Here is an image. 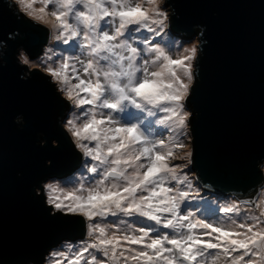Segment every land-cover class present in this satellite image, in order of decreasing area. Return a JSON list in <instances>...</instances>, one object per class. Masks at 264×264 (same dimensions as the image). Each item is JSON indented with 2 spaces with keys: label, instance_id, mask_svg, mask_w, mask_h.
<instances>
[{
  "label": "snow or ice",
  "instance_id": "6c2138e0",
  "mask_svg": "<svg viewBox=\"0 0 264 264\" xmlns=\"http://www.w3.org/2000/svg\"><path fill=\"white\" fill-rule=\"evenodd\" d=\"M16 2L50 26L56 46L71 50L58 66L42 63L80 110L65 122L85 157L80 179L70 180L74 190L63 195H56L64 191L59 182L43 191L56 212L83 218L88 239L79 248L52 251L47 264H264V200L244 201L243 210L237 203L218 208L225 221L198 217L191 210L193 184L172 163L174 147L153 138L157 122L187 126L184 102L197 56L193 47L173 59L160 43L132 35L164 33L168 14L161 0H147L148 7L132 0H40L39 8L37 0ZM19 62L30 64V53L20 51ZM158 111L163 120H144Z\"/></svg>",
  "mask_w": 264,
  "mask_h": 264
},
{
  "label": "water",
  "instance_id": "95a60500",
  "mask_svg": "<svg viewBox=\"0 0 264 264\" xmlns=\"http://www.w3.org/2000/svg\"><path fill=\"white\" fill-rule=\"evenodd\" d=\"M168 32L197 39L189 163L210 193L243 198L264 182V0H165ZM175 13V14H174ZM49 29L0 0V264H44L63 241L85 236L82 217L46 203L43 183L82 163L62 121L70 103L37 58ZM252 200V199H251Z\"/></svg>",
  "mask_w": 264,
  "mask_h": 264
},
{
  "label": "rangeland",
  "instance_id": "374dc122",
  "mask_svg": "<svg viewBox=\"0 0 264 264\" xmlns=\"http://www.w3.org/2000/svg\"><path fill=\"white\" fill-rule=\"evenodd\" d=\"M12 1L15 4V6L17 7V9L19 11H21L20 6L16 2V0H12ZM164 1L165 0H162L161 7L168 14L169 8L164 5ZM137 2H141L144 7H148L147 0H132L133 4H135ZM22 13L25 16H27L24 12H22ZM36 22H38V21H36ZM38 23H40V22H38ZM40 24L44 25L45 27H47L49 29L48 42L44 46L42 53L37 58L31 60V63L28 64L27 67L28 68H32V67L38 68L41 71H43L45 74H47L45 71L44 63H42V61L48 63L51 66H58L59 63L61 62V58L70 57L71 50L69 49L66 51L65 50L66 46H64V45L56 46L55 43L53 42V40L51 39V28H50V26L47 24H43V23H40ZM166 24L168 26V20H167ZM153 27H155V26H153ZM132 35L135 37H141V38L147 36V37H149V39H152L154 43L155 42L160 43L161 46L165 48V51L168 53V55L171 56L173 59H181L184 56H187L189 54L188 50H190L193 47L197 48V43H198L195 36H193L189 39H184L180 34L179 35L178 34L177 35L176 34L175 35L170 34L168 32L167 27L165 28L164 33L161 36H157V37H153V34L148 33L147 31H144V30H142L140 33H133ZM141 47H144V46L141 45ZM49 49H52V51L49 52ZM46 53L53 56L54 62L53 61H47ZM18 57H19V54H18ZM186 63H188V62L186 61ZM191 63L193 65L194 61H191ZM154 70H157V69H154ZM51 80H52V82H54L53 78H51ZM185 82H187V79L185 80ZM54 84H55V82H54ZM55 86H56L57 90L59 91L58 86L56 84H55ZM60 94L64 97V94L62 92H60ZM185 110L188 112V109L186 108V106H185ZM73 112L79 114L80 110L76 109L74 107V105L72 103H70V109L67 111V114L62 121L64 128H65L66 120L68 118H72ZM151 130L155 134L153 137L154 139L163 138L168 144L171 142L169 145L174 147L176 158H175V160L172 161V163L181 165L183 168V174H187L190 181L193 184L192 191L194 193V198L191 201V203L193 205L191 210L195 211L197 213L198 217H202V216H200V213H199V211L202 210L204 212L205 217L211 219L213 222L225 221L226 218L223 217L222 214H219L217 212L218 208H222V207H224L228 204H231V203H237L238 205H240L242 210L247 207V205H245L243 203L246 200H244L242 198H238V197L231 195V194L210 193L209 191L204 190L200 186V184L197 181L196 175L192 171L191 165L189 163L190 131H189V126H188V121H187V126L184 128H179V127L176 128L174 125H172V123H169L167 125L166 124L165 125H157V127H154L152 124ZM71 139H72V137H71ZM167 139H169V142L167 141ZM177 143L183 144L184 146L182 148H175V145ZM81 154H82V152H81ZM84 160H85V157L82 154V163L80 166L81 168L83 166ZM79 169L80 168H78L74 173H72L71 175H69L67 177H64L61 179H56V178L49 179L43 183V186L46 183L59 182L60 187H62L64 189V191H63V193L58 192V193H56V195H63V194H66L68 192H71L74 190V185H73V183H70L69 181L72 180L73 178H75L76 180L80 179V174H81L82 169L80 171H78ZM262 172L264 175V170ZM75 187H79V184H76ZM43 194L45 196V201L47 203V194L44 191H43ZM262 200H264V182H263V185L261 187H259L257 193L255 194V197L251 201H253L255 203H259ZM255 211L258 214L259 209H256ZM86 239H88V237L85 233V236L81 239L74 240V241H63L62 243L58 244L56 247H53L49 251V253H51L54 250L68 251V249L64 247L65 244L75 245L76 248H79V247H81V242L83 240H86ZM72 252L74 253L75 249H73ZM49 253L45 257V261H44L45 263L44 264H47V261L51 259V257L49 256ZM70 255H71V253H70Z\"/></svg>",
  "mask_w": 264,
  "mask_h": 264
},
{
  "label": "bare ground",
  "instance_id": "6f19581e",
  "mask_svg": "<svg viewBox=\"0 0 264 264\" xmlns=\"http://www.w3.org/2000/svg\"><path fill=\"white\" fill-rule=\"evenodd\" d=\"M43 5L40 3V0H37V2H36V4H35V7L36 8H39V7H42ZM176 71H177V73H178V75H180L181 76V78L182 79H184V80H186L187 78L186 77H184L183 76V70L181 69V68H176L175 69ZM165 113H163V112H157V116L156 117H151V118H149L150 120H155V119H157V118H164L165 117ZM169 123H172V125H174L176 128H177V126H176V124L174 123V121H168L167 123H166V125L167 124H169ZM165 125V124H164ZM153 126L154 127H157V124H153ZM181 130V129H180ZM167 141L169 142V139H167ZM171 143V142H170ZM169 143V144H170ZM80 169L78 170V171H80L82 168L81 167H79ZM62 188V187H61ZM255 192L254 193H251V194H248V195H246L245 197H243L242 199H244V200H246V201H249V200H251V199H253L254 197H255ZM199 213H200V216H202V217H205V215H204V212L201 210V211H199Z\"/></svg>",
  "mask_w": 264,
  "mask_h": 264
},
{
  "label": "clouds",
  "instance_id": "9594fccd",
  "mask_svg": "<svg viewBox=\"0 0 264 264\" xmlns=\"http://www.w3.org/2000/svg\"><path fill=\"white\" fill-rule=\"evenodd\" d=\"M161 2H162V0H161ZM175 14V13H174ZM166 27H167V25H166ZM189 83L192 85L193 84V80H191V81H189ZM147 119H149V117L147 116V114H145V116H144V120H147ZM164 118H157L156 120L157 121H160V120H163ZM155 124H157V125H161L160 123H155Z\"/></svg>",
  "mask_w": 264,
  "mask_h": 264
}]
</instances>
